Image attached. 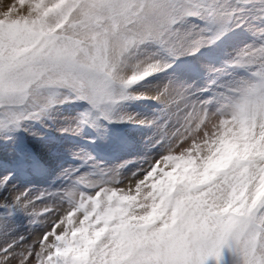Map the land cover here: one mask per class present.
<instances>
[{
    "label": "snow or ice",
    "instance_id": "1",
    "mask_svg": "<svg viewBox=\"0 0 264 264\" xmlns=\"http://www.w3.org/2000/svg\"><path fill=\"white\" fill-rule=\"evenodd\" d=\"M18 5L0 7V138L73 102L74 134L101 117L151 125L158 151L130 176L73 152L80 163L61 175L84 190L55 204L0 179V236L18 214L33 229L0 245V264H221L224 249L232 264H264V0ZM241 30L250 43L225 47L219 66L203 59ZM136 99L156 115L116 112Z\"/></svg>",
    "mask_w": 264,
    "mask_h": 264
},
{
    "label": "rangeland",
    "instance_id": "2",
    "mask_svg": "<svg viewBox=\"0 0 264 264\" xmlns=\"http://www.w3.org/2000/svg\"><path fill=\"white\" fill-rule=\"evenodd\" d=\"M9 1V2H7ZM18 0H0V7ZM244 31H237L230 35L225 42L216 46L215 51L205 52L203 59L216 57L215 63L220 65L224 56L225 47L243 46L250 43L252 37L246 38ZM247 34V32H246ZM199 61L189 60L188 63ZM186 67L180 64L177 71ZM157 74L155 79H161ZM153 80V77L148 78ZM146 82L137 86L139 92L147 94L143 87ZM157 105L149 99H136L123 102L117 107L116 112L121 115H130L135 120L151 119L156 115ZM82 108L78 103H65L57 105L40 122H28L29 130H16L6 133L7 138H0V179L7 178L9 186L17 190L28 189L31 195L41 192L54 194L45 198L44 203L55 204L56 195L63 194L64 190L73 189L83 191L72 178L61 175L63 169L70 165H77L80 161L72 158L73 152L81 148L90 152L94 160L104 168H115L121 164L126 166L121 169L122 176H130L140 166H145L147 157L157 155L158 146L155 142L156 128L131 122H109L102 117L97 121L101 127L91 124L82 126L79 134H74L71 126L76 124L78 113ZM61 128L70 130L60 131ZM38 133L33 135L32 133ZM87 169H81V173ZM66 203V201H65ZM33 231L29 218L23 214L14 217V231L7 236H0V245L11 243L18 235H25L31 239ZM221 264H232L235 259L228 249L222 251ZM209 264H216L210 260Z\"/></svg>",
    "mask_w": 264,
    "mask_h": 264
},
{
    "label": "bare ground",
    "instance_id": "3",
    "mask_svg": "<svg viewBox=\"0 0 264 264\" xmlns=\"http://www.w3.org/2000/svg\"><path fill=\"white\" fill-rule=\"evenodd\" d=\"M3 1V0H2ZM7 2H9V1H7ZM8 4V3H7Z\"/></svg>",
    "mask_w": 264,
    "mask_h": 264
}]
</instances>
